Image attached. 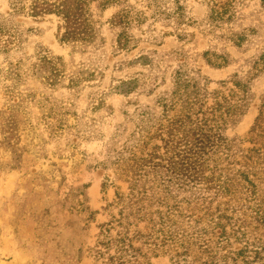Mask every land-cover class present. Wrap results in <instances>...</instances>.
Segmentation results:
<instances>
[{
    "label": "trees",
    "instance_id": "16d2710c",
    "mask_svg": "<svg viewBox=\"0 0 264 264\" xmlns=\"http://www.w3.org/2000/svg\"><path fill=\"white\" fill-rule=\"evenodd\" d=\"M135 1L8 0V10L0 12V53L4 58L0 65V87L4 89L7 103L14 112L28 113L26 109L31 104L40 108L41 116L35 121L37 125H44V131L36 133L33 129L37 125L31 118L27 121L40 142L46 143V134L50 139L63 138L69 115H75L71 107L46 93L63 86L66 78L68 88L77 91L83 81L95 79L100 72L93 67L72 71L67 76L63 57L44 48L27 56L26 43L34 28L26 27L20 19L39 20L54 16L58 20L57 38L61 44L69 45L73 51L81 49L92 53L105 45V23L114 32L116 50L130 51L137 44L131 29L140 28L150 19L149 28L161 23L166 30H162L161 36L175 35L180 42L187 41L191 36L187 27L198 22L191 15L188 0ZM205 2L207 13L202 22L208 33L238 51L246 50L251 33H246L245 28L241 31L235 29L238 0ZM111 7L116 11L104 21V13ZM169 27L172 31L167 30ZM248 30L253 32L254 28L249 27ZM154 34L157 40L160 33ZM170 54L174 59H170ZM198 55L207 65L218 69L234 62L226 45L222 48L211 46ZM167 56L168 60L160 59L167 62L166 69L171 61H176L171 71V88L158 94L153 105H137L133 111H121L124 120L115 126L106 143L105 158L97 164L105 170L113 169L118 180L127 182L129 194L126 196L117 186L120 215L113 216V220L100 226L95 255L103 264H153L149 253L157 257L160 253L169 252L172 264H191V246L197 245L194 240H202L200 245L207 248L203 223L209 220L216 225L213 229L222 226L221 250L227 251L224 258L227 261L229 257L233 264H238L243 248L248 246L232 249L234 242L231 238L233 236L240 242L247 232L233 228L228 233L221 220H226L228 224L232 217L220 209L224 203L219 202L213 207V202L221 196L230 197L229 202L233 204L230 203L229 207L242 220L245 212L234 207H243L245 202L248 204L256 199L252 194H256V180L260 178L256 177L254 163L261 160L260 164H264V93L250 129L251 140L262 146L239 149L241 146L236 138H230L226 132L240 122L249 108L253 81L264 72V50L256 59L250 60V68L245 74L234 72L228 79L219 81L220 87L213 90L209 89L212 80L203 74L196 61L182 47ZM160 61L153 63L147 54L135 60L153 70L154 84L149 95L157 89L158 75L154 72L165 73L161 71ZM31 80L39 81L47 91L40 92L30 87ZM230 82L233 87L229 86ZM142 85L136 78L120 80L112 90L128 97L140 93L138 89ZM21 87L26 88L21 90ZM40 93L42 95L39 96ZM104 96L95 101V109L104 106ZM15 98L18 102L14 101ZM79 122L77 118V123L71 128L77 129L76 134L65 135L69 142L76 135H84V131L78 129ZM130 123L134 124V130L125 135ZM95 132V127L90 125L86 137L93 139ZM122 139L124 141L118 147ZM236 149L245 159L244 164L238 159ZM24 151L25 148L16 147L13 150L14 159L19 161ZM223 162H227L226 166L221 165ZM237 164L244 169H237ZM108 181L106 177L103 188L107 187ZM200 211L204 213L197 217ZM114 222L119 227L116 234L112 233ZM142 222L147 223V230L140 226ZM194 235L199 238L191 237ZM136 242L140 245H135ZM253 253L255 258L261 259L264 241L257 243Z\"/></svg>",
    "mask_w": 264,
    "mask_h": 264
},
{
    "label": "rangeland",
    "instance_id": "374dc122",
    "mask_svg": "<svg viewBox=\"0 0 264 264\" xmlns=\"http://www.w3.org/2000/svg\"><path fill=\"white\" fill-rule=\"evenodd\" d=\"M187 3L191 15L198 21L195 26L187 27V32L191 35L187 41L180 42L175 35L162 37V30L166 31L165 28L161 23H155L149 28L148 24L152 23L150 19L140 28L131 29L137 44L130 51L116 50L113 43L114 32L108 23L103 26L105 45L101 50L92 53L81 49L73 51L69 45L61 44L57 38L58 20L54 16L39 20L20 19L26 27L34 28L26 43L27 56L33 55L39 48H44L63 57L67 76L71 75L72 71L93 67H97L100 74L93 80L83 81L77 91L68 88L69 81L66 78L63 86L46 93L51 98L62 101L63 105L71 107L72 113H75L68 117L67 125L70 131L66 128L61 139H50L46 134V143L39 141L27 123L31 118L33 124L37 125L35 120L41 116L40 108L31 104L26 109L28 113L14 112L7 103L8 97L4 89L0 87V264H103L94 251L101 231L100 226L113 220V216L120 215L121 204L117 203V186L126 196L129 189L127 182L116 178L113 169L105 170L97 164L105 158L106 143L115 126L124 120L121 111H133L137 105H153L158 94L171 88V71L176 61H171L166 69L167 62L160 59L168 60V53L182 47L184 52L196 61V66L201 68L203 74L212 80L209 89L213 90L220 87L219 81L228 79L232 73L238 71L245 74L250 68V60L256 59L263 52L264 0H238L239 13L235 29L241 31L245 28L246 33H251V41L244 51L219 42L213 34L208 33L202 22L207 13L205 0H188ZM7 10L8 0H0V12ZM115 11L114 7L107 9L104 21L110 19ZM249 27L254 28L253 32L248 30ZM167 30L172 31V28ZM154 32L160 33L157 40ZM225 45L234 60L228 67H211L198 55L211 46L222 48ZM142 54L150 56L153 63L160 61L161 71H165L163 74L157 70L154 72L158 75L157 89L150 95L148 92L154 84L151 76L153 70L151 72L149 67L135 62ZM170 59H174L171 54ZM3 61V55L0 53V65ZM133 78L140 84L143 83L138 89L140 93L125 97L112 90L120 80ZM29 85L40 92L47 91L39 81L31 80ZM229 86L233 87V84L230 82ZM26 87H21V90ZM263 93L264 72L253 81L252 100L247 112L238 124L229 127L226 132L230 138H236L241 146L239 149L262 146L261 143L251 140L250 129L258 115ZM103 95L104 106L99 110L95 109V101ZM14 101L18 102L17 98ZM77 118L80 119L78 129L84 131V135H76L69 142L65 135L77 133V129H71L77 123ZM90 125L96 129L93 139L86 137ZM36 127L33 129L36 133L44 131L43 124ZM127 128L128 134L125 135L134 130V124L130 123ZM123 141L124 139L120 141L118 147ZM16 147L25 148L19 161L13 157ZM235 152L244 164L245 159L238 149ZM226 163L221 165L226 166ZM260 163L261 160L254 163L256 177L260 178L256 180L257 192L252 194L256 199L250 200L248 204L245 202L243 207H234L245 212L242 220L229 207L230 203L233 204L229 202L230 197L221 196L213 202V207L219 202L224 203L220 209H224L223 212L232 217L228 224L226 220H221L228 233H231L233 228L247 232L240 242L233 236L231 238L234 242L232 249L248 246L243 248L244 253L241 254L238 264L264 262V253L260 256L261 259L255 258L253 253L257 243L264 241V164ZM236 168L244 169V166L237 164ZM106 177L109 181L107 187L103 188ZM203 213L197 212V217ZM112 225V233L116 234L119 227L116 222ZM140 226L147 230L146 222H142ZM203 226L207 248L200 245L202 240H194L197 245L191 246L190 263L233 264L229 257L227 261L224 258L227 251L221 250L222 226L213 229L216 225L209 220H205ZM191 237L199 238L196 235ZM135 245L140 243L136 242ZM149 256L153 264H172L169 252L160 253L157 257L149 253Z\"/></svg>",
    "mask_w": 264,
    "mask_h": 264
}]
</instances>
